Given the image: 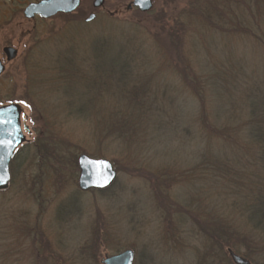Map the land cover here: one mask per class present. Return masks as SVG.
Segmentation results:
<instances>
[{
  "label": "trees",
  "instance_id": "trees-1",
  "mask_svg": "<svg viewBox=\"0 0 264 264\" xmlns=\"http://www.w3.org/2000/svg\"><path fill=\"white\" fill-rule=\"evenodd\" d=\"M253 8L255 24L247 17ZM177 15L161 16L159 27L138 23L86 41L69 37L57 58L37 69L33 87L37 95L62 100L56 109L64 122L82 123L97 147L90 153L101 158L111 154L106 144H117L123 153L160 141L165 147H190L192 165L176 164L172 174L187 169L194 184H207L204 206L192 202L185 209L202 240L196 249L207 250L203 263L233 264L230 252L252 262L264 256V63L233 56L229 43L230 55L223 59L213 48L203 53L191 38L200 33L209 41L220 30L237 47L242 43L264 53V0H191ZM220 19H231V26L220 29L215 24ZM169 167L143 170H155L154 183L167 185ZM174 204L170 216L182 213L183 204ZM1 221L6 231L0 234V264L16 260L13 242L29 246L30 251L21 250L26 264H59L42 233L15 236L12 218Z\"/></svg>",
  "mask_w": 264,
  "mask_h": 264
},
{
  "label": "rangeland",
  "instance_id": "rangeland-1",
  "mask_svg": "<svg viewBox=\"0 0 264 264\" xmlns=\"http://www.w3.org/2000/svg\"><path fill=\"white\" fill-rule=\"evenodd\" d=\"M37 1L0 2V59L6 65L0 76V105L19 99L31 103L29 107L19 102L24 116L21 122L30 133L24 132L28 141L17 148L11 162L8 192L0 195V234L6 231L2 218H12L15 236H24L29 231L42 233L61 258L59 264H104L105 257L126 249L134 252L133 264H204L202 252L207 250L196 249L202 247V240L198 238V229L193 230L195 225L185 209L192 202L204 206L201 201L207 202L204 199L207 184H194L187 169L181 176L172 174L176 164L185 168L193 163L192 149L176 144L165 147L160 141L153 148L123 153L117 144H106L111 154L104 158L117 171L114 183L100 192L81 191L77 185V157L86 154L101 158L90 153L97 147L85 137L82 123L64 122V114L56 109L57 104L62 106V100L44 93L37 95L32 78L37 69L47 68L49 61L57 58V49L67 45L69 37L86 41L112 28L130 29L138 23L159 27L161 16L178 17L180 10L189 8L191 0H153L150 13L127 10L126 5L132 0H104L103 6L97 8L92 6V0H82L80 9L67 17L26 19L22 10L28 3ZM90 12H95L96 17L85 22ZM242 13L246 15L247 11L239 13L240 19ZM247 17L251 24L257 22L254 8ZM231 21L220 19L215 24L224 29L231 26ZM191 39L203 53L205 47L213 48L223 59L230 55L225 51V44L229 43L232 46L228 50L232 49L233 56L245 54L250 60L264 63V53L252 52L247 47L246 53L245 45L239 43L237 47L235 39L231 43L232 39L220 30L209 41L200 33H193ZM6 45L17 49L16 57L10 62L5 61L2 52ZM166 165L171 166L166 176L163 172L157 175L169 178L168 184L154 183L153 169ZM146 167L153 169L145 172ZM173 177L176 181H172ZM160 191L164 192L162 196ZM163 198L168 202H163ZM177 202L183 204L182 213L170 216L168 213L176 209ZM20 222H25L27 227ZM22 248L30 251L29 246L13 242L16 260L9 263L26 264ZM257 263L264 264V256L257 255L248 264Z\"/></svg>",
  "mask_w": 264,
  "mask_h": 264
},
{
  "label": "water",
  "instance_id": "water-1",
  "mask_svg": "<svg viewBox=\"0 0 264 264\" xmlns=\"http://www.w3.org/2000/svg\"><path fill=\"white\" fill-rule=\"evenodd\" d=\"M102 0H95L94 7H99ZM79 5V0H39L28 3L23 15L27 19L39 16L48 19L58 12L68 13ZM136 7L141 12H148L153 7L152 0H132L129 6ZM95 15H90L86 22L93 20ZM7 62L13 60L17 55V49L12 46H5L2 49ZM5 66L0 60V75L4 72ZM24 118L22 109L17 103L0 105V191H6L11 181L10 165L15 150L26 143L25 136L29 134V128L21 122ZM25 132V133H24ZM77 168L79 171L77 185L81 191L105 190L114 183L117 171L110 160L106 158H91L86 154L77 157ZM230 258L234 264H248L249 262L241 255L230 252ZM134 252L126 249L120 253L104 258V264H133Z\"/></svg>",
  "mask_w": 264,
  "mask_h": 264
},
{
  "label": "flooded vegetation",
  "instance_id": "flooded-vegetation-1",
  "mask_svg": "<svg viewBox=\"0 0 264 264\" xmlns=\"http://www.w3.org/2000/svg\"><path fill=\"white\" fill-rule=\"evenodd\" d=\"M5 0H0V2H4ZM95 0H92V6L94 7V5H93V2H94ZM81 2H82V0H79V5L77 6V8H75L73 11H71V12H68V13H64V12H58V13H56L55 15H53V16H51L50 18H48V19H51V18H54V17H56V16H64V17H67L68 15H71V14H74V13H76L79 9H80V7H81ZM103 3H104V0H102V3H101V5L99 6V7H102L103 6ZM130 3H131V1L126 5V7H127V10H132V9H137L136 7H134V6H129L130 5ZM94 8H97V7H94ZM22 14H23V10H22ZM76 15V14H75ZM90 15H95V17H96V13L95 12H90L89 13V15H88V17L90 16ZM94 17V18H95ZM35 18H39V19H41L39 16H34V18H32V19H35ZM93 18V19H94ZM27 19V18H26ZM32 19H29V20H32ZM48 19H45V20H48ZM92 21V20H91ZM91 21H89V22H91ZM86 22V21H85ZM6 46H11V45H6ZM4 48V47H3ZM2 48V49H3ZM3 52V51H2ZM1 60V59H0ZM1 62H2V60H1ZM3 63V62H2ZM4 64V63H3ZM4 66L6 67V65L4 64ZM2 75V74H1ZM0 75V76H1Z\"/></svg>",
  "mask_w": 264,
  "mask_h": 264
}]
</instances>
